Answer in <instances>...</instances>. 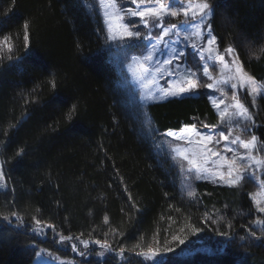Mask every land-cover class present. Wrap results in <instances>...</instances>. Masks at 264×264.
<instances>
[{
	"label": "trees",
	"instance_id": "trees-1",
	"mask_svg": "<svg viewBox=\"0 0 264 264\" xmlns=\"http://www.w3.org/2000/svg\"><path fill=\"white\" fill-rule=\"evenodd\" d=\"M209 2L221 53L231 45L264 83V0ZM0 47V214L9 216L0 218V264H32L40 251L76 264H153L135 254L137 244L158 249L166 264H264V238L250 234L264 237L252 200L258 183L198 181L189 197L160 149L169 130L221 126L207 93L140 102L113 59L99 0H0ZM251 106L264 141V97Z\"/></svg>",
	"mask_w": 264,
	"mask_h": 264
},
{
	"label": "snow or ice",
	"instance_id": "snow-or-ice-1",
	"mask_svg": "<svg viewBox=\"0 0 264 264\" xmlns=\"http://www.w3.org/2000/svg\"><path fill=\"white\" fill-rule=\"evenodd\" d=\"M131 3L136 5L135 9L131 7H120L118 5V0H99V5L104 10V15L109 17L110 20L124 21L125 17H128V21L120 23L116 27L112 24L109 25V31L111 34V39L113 41H131L133 39H140L144 33L137 30L139 24L142 23L144 28H159L161 34L158 37V43L164 44L168 47L169 44L164 40V37H169L171 35L179 36L181 32H184V39L191 44L198 61H203V64L199 62L195 63V68L193 66H185V70L181 71L179 65L174 64V60L179 57L184 56V51H176L172 48L171 54L168 55L167 59L162 61L160 64H152L153 53L157 50V43L151 45L152 51H148L143 57L133 56L132 60L134 62V71L138 73V78L140 81L147 84H155L160 76L172 77L170 85L158 86V91L160 93L159 97H155L157 100H165L173 97H185L192 95H199L196 93L198 87L215 89L221 93L225 90L221 85L227 84L230 90H233L232 100L234 103L230 105H225L223 109L220 108L223 98H219L209 94V99L211 103L218 109V115L220 117V122L225 125L227 129H231L234 123H239L241 120L245 122L244 128L246 129L249 124L255 126V120L253 116L249 113L248 107L242 103L236 91L238 88L242 91L244 89L248 90V95L252 97V104L255 105L258 96L264 95V90L261 89L260 85L254 77L249 75L244 66L239 63V56L236 50L231 46H227L223 49V54L221 53L220 47L217 44V37L213 34L211 24L208 23L216 14V10L213 4L209 0H189L188 3H184V0H131ZM140 5H154L150 7L141 8ZM183 15L184 20L181 24H175L169 22L165 25V18H177ZM133 17H139V22L132 20ZM207 25V37L205 38V26ZM26 34L23 39L28 40L27 29L29 25L25 23L23 25ZM148 38L151 39V30L147 34ZM195 38L196 42H192ZM9 42V37L5 36L3 43L7 45L8 52H12L13 47ZM178 43V41H177ZM264 51V47L261 49ZM0 51L3 48L0 47ZM225 54L231 57V67L228 62L225 61ZM10 58V57H9ZM209 61L215 66L217 63L221 66L220 70L223 73L224 69H228L229 75L223 77L222 79L214 80L209 73ZM172 66V67H169ZM204 76H207L209 80H213L212 83L201 82L200 77L197 76V72L201 71ZM155 96L154 92H149L148 98H153ZM229 108L234 109L231 116L227 120L224 117L227 114ZM71 118V114H69ZM207 128L208 125H202ZM213 128L215 125L212 126ZM168 136L173 137L176 140H183L190 147H180L176 145L173 151L178 157L187 161L188 171L195 173L196 179H211L215 181L218 177L220 180L224 181L229 187L239 188L241 182L244 180H250L258 182L259 186L264 189V173L260 170L264 169V158L254 155V152H264V141H258L255 134H252L250 139H242L240 135L233 137L229 141V135L225 134L224 130L216 133L218 137L214 140V136L209 133L200 132L196 125L185 126L179 132L169 130ZM229 141L231 145H238L239 148L245 151L240 152L237 148L229 147L228 144L225 145V151L233 153L232 156H224L219 151L214 150L213 147H209L210 144L218 145L220 139ZM23 154V149L20 150L18 155ZM216 157L217 159H213ZM247 173V176L244 173ZM0 188H7L6 174L4 171V162L0 161ZM188 195L190 197H196L195 191H189ZM260 197V198H257ZM257 196H253L257 206V212L264 213V190L259 192ZM12 216H15L17 220H22L23 218L17 213L12 212ZM0 218L5 221H9L8 215L0 214ZM105 222L107 223L108 218L105 217ZM36 225L38 226L37 231L43 232V221L36 219ZM255 223L261 227L264 231V219H257ZM48 228H55L52 224H47ZM231 227V225H229ZM202 229L192 227V232H199ZM255 239L260 240L264 237L258 236L255 231L250 233ZM221 235H227L226 233H221ZM61 241H71L72 236H64L61 234ZM173 240H178L180 244L184 243V240L177 236L173 237ZM85 247L88 246L86 241H81ZM95 244L99 245L100 248L105 251H113L112 247L109 245L108 241L105 240L101 242L100 240H95ZM73 251L76 250V245H71ZM135 254L141 256L147 260L153 262V264H166L163 254L158 249H152L148 247L146 250L141 249L140 245L135 246ZM135 251V249H134ZM174 251L173 248H166L165 252ZM125 249L121 248L118 255L121 259H124ZM84 253L81 252V255ZM51 255V253H49ZM103 256L104 252L99 253Z\"/></svg>",
	"mask_w": 264,
	"mask_h": 264
},
{
	"label": "rangeland",
	"instance_id": "rangeland-1",
	"mask_svg": "<svg viewBox=\"0 0 264 264\" xmlns=\"http://www.w3.org/2000/svg\"><path fill=\"white\" fill-rule=\"evenodd\" d=\"M165 2L167 3V0H165ZM188 2H189V0H184V3H188ZM194 2H198V0H194ZM118 5L120 7H124V8L131 7L133 9H135L137 7L136 5L131 3V0H118ZM150 6H154V5H140L141 8L150 7ZM100 13L102 15L103 23H104L105 28H106L108 45L113 50V52H112L113 59H114L115 63L117 64V66L119 67V69H121L123 72H125L127 82L131 85L132 91H134L135 96H137L138 100L140 102H142L143 104H149V103H154V102H163V101L171 99V98H168L165 100H157L155 97H159V95H160L159 91L157 90L158 86L162 87V86L170 85L171 81H172V77L160 76L155 84H147L146 85L144 82L139 80L138 73L134 71V67H133L134 62L132 60L133 56L143 57L144 55H146L148 53V51H152L151 45L153 43H157V50L153 53V61L151 62L152 64H160L162 61L167 59L168 55L171 54L170 50L172 48H175L177 52H179L180 50L184 51L185 55L174 60V64H173V66L179 65L181 71L185 70L186 65L193 66V68H195L196 62H199V64H201V65L203 64V61H198V57L195 56L194 51L191 47V44L184 39V35H185L184 32H181L179 36L171 35L169 37H164V40L166 42H168V44H169L168 47H165L164 44L158 43V37L160 36L159 33L161 32V30L159 28H151V24H150L149 28H144L143 24L140 23L137 30H139L145 34L140 39H138V40L133 39L131 41H128V40L113 41L111 39V34L109 31V25L112 24L113 27H116L120 23L127 22L129 18L125 17L124 21L110 20L109 17H106L104 15V10L101 7H100ZM177 18H178V20L171 19L169 22H171V23L174 22L175 24L179 25L184 20L183 15H181L180 17H177ZM131 19L134 21H137V22H139V20H140L139 17H133ZM169 19L170 18H165V25H167L169 23L168 22ZM150 30H151V39L148 38V36H147V34ZM206 37H207V25L205 26V38ZM177 41H178V43H177ZM192 42H196L195 38H193ZM225 61L229 63L230 67L232 66L230 63L231 57H229L227 54H225ZM239 63H241L240 59H239ZM209 65H210L209 66V73L211 74V76L213 77L214 80L222 79L223 77H227L229 75L228 69H224L223 73L221 72V70H220L221 66L218 63L215 66H213L212 62L209 61ZM169 67H172V66H169ZM196 74H197V76L200 77V80L202 83L203 82H206V83H212L213 82V80H209L207 76L203 75L202 70L197 72ZM258 84L260 85L261 89L264 90V83L258 82ZM221 87H223L225 90L223 93H221L215 89H207V88H202V87H198L195 91H196V93L198 91H205L208 95V98H209V94L216 96V97H219V98H223L224 102L222 104H220V108L223 109L225 107V105H230V104L234 103V101L232 100L233 90H230V88L227 84L221 85ZM150 91L155 93V96L151 99L148 98V94ZM235 91H236V94L238 95L239 100L242 103H244L246 107H248L249 113L253 116V119H254L255 113H254L253 109L251 108L252 107L251 106L252 105V97L250 95H248V90L244 89L241 91L238 88ZM241 96H243V99L241 98ZM259 97H264V95L258 96L257 99ZM212 106H213L217 116L219 117L218 109L213 104H212ZM233 111H234V109L229 108L227 110V114L224 117V119L227 120L228 117L231 116V113ZM219 120H220V117H219ZM244 124H245V122L241 120L238 124L234 123L230 130L227 129L223 123L221 124V126H219V127L217 126L214 128L213 127H207V128L199 127L197 125H196V127L202 133L212 134L214 136V140L218 138L215 134L220 132L221 130H224L226 135H229V132H230L229 141L237 135H240L242 139H250L252 134H255L258 138V141H261L259 134L256 132V125L252 126L251 124H249L248 127L245 129ZM182 129H180V130H182ZM180 130H172V131L179 132ZM167 133H166L165 138L162 140V142L160 144V149L163 152H166V154L179 167V170L181 173L182 190H183L185 195L189 196L188 192L194 191L196 182L204 181V180H207V181H213V180H211V179H196L195 173L188 171L189 166L187 164V161L178 157L176 155V153L173 151V148L176 145H180V147H182V148L190 147V146L187 145L186 142L183 140L178 141V140L174 139L173 137L168 136ZM219 139H220V143L218 145L210 144L209 147H213L214 150L219 151L224 156L230 157L233 155V153L225 151V145L226 144H228L229 147L237 148L240 152L245 151L244 149L239 148L238 145H231L229 143V141H225L222 138H219ZM253 154L258 156V157L264 158V156L262 155L261 152H254ZM213 159H217V158L213 157ZM0 161H1V158H0ZM260 171L262 173H264V169H261ZM244 175L247 176V173L245 172ZM262 178H264V177H262ZM213 182L226 184L224 181L220 180L218 177ZM5 190H7V188H0V191H5ZM262 190H264V189H262L259 186V190L254 195H252V197L257 196V194L259 192H261ZM257 198H260V197L257 196ZM253 202H254V200H253ZM254 204H255V202H254ZM262 206H264V205H262ZM255 207L257 208L256 204H255ZM262 214L264 215V213H262ZM86 242L88 244L90 243L88 241H86ZM147 261L152 262L150 260H147ZM32 264H76V263L71 259L62 258L58 254L52 258L51 255H47L43 251H40L37 258L35 259V261Z\"/></svg>",
	"mask_w": 264,
	"mask_h": 264
}]
</instances>
